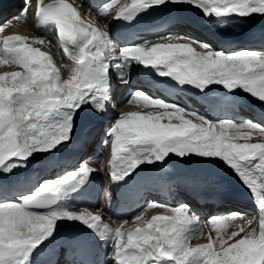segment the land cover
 Returning <instances> with one entry per match:
<instances>
[{"label":"snow or ice","instance_id":"obj_1","mask_svg":"<svg viewBox=\"0 0 264 264\" xmlns=\"http://www.w3.org/2000/svg\"><path fill=\"white\" fill-rule=\"evenodd\" d=\"M24 2L25 9L15 18L21 24L32 0ZM117 2L107 0L96 11L89 5L82 15L66 0L46 4L35 0L36 29L55 33V45L53 39L39 34L32 38L3 35L13 25L0 26V66L22 69L0 73V264H33L34 257L56 240L61 222L79 223L90 230L110 249L106 260L111 264H264V124L256 120L214 119L186 104L137 89L125 104L139 107L142 103L145 109L157 111L122 112L106 129L107 169L102 157L93 161L110 174L113 183L128 185L142 176L144 166L159 169L171 156L182 161L193 156L218 158L250 190L258 213L251 217L231 212L202 221L188 205L151 201L131 219L109 216V224L102 208L93 211L72 203L74 194L97 171L87 161L55 179L42 180L31 191H22L20 181H13L15 199L4 190V181L13 180L17 170L27 168L37 154H54L70 143L77 117L86 108L100 114L107 111L113 69L124 83L135 63L167 78L174 90L192 89L208 96L213 86H221L232 96L239 90L264 102V52H225L174 32L155 41L121 46L108 23L101 26L95 20L111 15L131 24L144 14L188 5L200 10L206 20L223 24L233 18L264 16V0H123L110 12ZM34 45L62 50L60 66ZM61 68L69 73L67 78ZM254 134H258L256 142ZM152 208H161L164 214L145 219L144 213ZM128 224L134 227L125 228ZM229 227L234 230L227 231ZM201 239L207 242L193 243Z\"/></svg>","mask_w":264,"mask_h":264},{"label":"bare ground","instance_id":"obj_2","mask_svg":"<svg viewBox=\"0 0 264 264\" xmlns=\"http://www.w3.org/2000/svg\"><path fill=\"white\" fill-rule=\"evenodd\" d=\"M122 0H119L117 3H121ZM130 2V0H129ZM23 3V2H22ZM19 8L22 6L21 5H18ZM116 6V4L114 5V7ZM31 7H34V1L32 0V3L29 4L28 6V12L31 11ZM180 10H185L184 13L185 16H197L198 20H200V23H207L209 25H211L212 27H225L227 24L226 23H223V24H218V23H215V22H210L209 20H206L205 17L203 16V13H201L200 10L192 7V6H188V5H180V6H177ZM18 8V10H19ZM25 8V4H24V7ZM76 8L77 10L83 15V10L78 6L76 5ZM18 16V13H16L14 16H13V20L11 21V24L13 25V27L11 28H7L5 30V32L3 33V35H11V34H21V35H26L30 38L36 36L37 34L32 30L33 28V25L31 24V22L28 20L29 17H30V14H28V18L26 19V22L21 24L19 21H17L15 18ZM255 19L253 18H249L247 20H243L241 21L239 18H236V23L235 24H232L229 28L230 30H233V31H241L243 29H245L247 27V25L249 24H253L256 22V24H260L261 26L264 25V16H260V15H255L254 16ZM88 18V17H86ZM93 17H89L88 19H92ZM96 20V23L97 24H100L101 26H103V23L107 22L108 25H110V23L112 22L111 20V17L108 16L104 19H100L98 17L95 18ZM184 26V25H182ZM226 28V27H225ZM224 29V28H223ZM180 30V29H178ZM50 35L51 37H49L50 39H53V44H57V41L54 39V36H55V33L53 32H50ZM196 37H199V38H203V39H206V36L204 34H195ZM35 47H41V51H45V52H48L50 55L53 56L57 66L59 67L60 66V63H61V57L63 55L62 53V50L58 49V47H43V46H40V45H34ZM227 46V45H225ZM256 51V50H254ZM227 52H233V50H229ZM258 52H264V47L261 48ZM59 53V55H58ZM66 57H64V60L66 61ZM142 69V66L140 65H137V64H133L132 65V74L131 72L128 70L127 72V75L130 74V77L132 75H135V78L134 81L132 82H138V76H137V70H139V73L138 75L140 76V78L144 77L145 76V73H140V70ZM22 69H20L18 66L16 65H6V66H0V73H3L5 71H21ZM113 71L114 70H111L110 72V76L111 78L113 77ZM61 72L64 76V78H67L69 73H67L63 68H61ZM157 79H162L161 77L157 76ZM167 83L171 86V82L165 78ZM132 86L134 88H138L139 87V84L138 83H132ZM114 87V85H112V88ZM221 88V86H213V89H214V92L218 91V89ZM121 90V88L119 89H115L112 91V97L116 98V100L119 98V96L121 95V93H119V91ZM120 100V99H118ZM232 100H235L236 101V105L235 107L237 106H240V105H244L245 108H247V114L253 119V120H256L262 124H264V104H261V102H255L251 96L249 94H245L244 92L242 91H239L237 90V92L235 93V96H232ZM127 101V100H126ZM109 109L107 108V111L104 112L103 114H100V113H95L90 107L86 108L85 109V112L87 113L88 115V118L85 119L84 118V115L83 113L79 114L78 117H77V120H76V129H75V132H74V138L73 140L67 144L66 146H63L61 147V150L58 151V152H55L54 154H39L37 155L34 159H32L30 161V163L28 164L27 168H24V169H19L17 170V172L15 173V176L13 177V180H9V181H4V185H5V191H7L8 193V196L11 197L12 199H15V191H16V188L15 186H13V181L15 180H18L20 182H23L24 185H28V182H32L34 180V178L37 176L38 173H42V172H45L47 171L51 166H55L56 164H66V162H64L67 158L70 160V157L71 155H75V159L71 160L69 163L70 165L72 166L71 168H77L78 166H80V164L77 163V155H79L77 152L79 151H83L85 148H86V141L84 140L88 134H89V131L92 127H94L98 122H99V116L102 115V116H106V118H110L111 115L113 114V111L109 112ZM120 111H125V112H128V111H134L131 107H129V104H125L124 108L121 109ZM108 113V114H107ZM245 114V112H243ZM117 116H119V114H117ZM105 118V119H106ZM167 122V121H165ZM106 126H102L101 128V131L99 132V135L96 137V139H100V138H104L106 137V130H105ZM108 128V127H107ZM257 135L258 134H254L253 136V142H256L257 140ZM108 138V137H107ZM109 141H110V138H108ZM73 143H76L77 145H79L80 147L79 148H75L74 149L72 148V144ZM93 146L97 147V148H100L104 151L107 152V162L104 164L105 165V169H107L108 167V163H109V160H110V142H109V145L107 147H105L102 142H97L96 143V140H94V142L92 143ZM92 149V148H91ZM201 158H198V157H190V158H187L186 160L182 161V160H179L178 158H176L175 156H171L168 160V163L166 165H164L163 167H161L162 169H165V168H169L172 172H171V175H173V173H175L174 171V167L177 165H186V166H193L195 165L197 162L196 160H200ZM218 158L215 159V160H208L209 162H207L205 165H213L214 168L218 167ZM191 161H193L191 163ZM221 161V160H220ZM196 162V163H195ZM222 163H224L223 161H221ZM216 163V164H215ZM74 165V167H73ZM205 165H201L200 167L204 169L206 175L208 177H212L214 178L215 180L219 181L222 186H225L230 192L233 191L236 196L238 197V199L240 201H243L242 198L243 197H246L245 195L246 194H250L249 198H250V201L253 202V203H244L242 205H238L237 207H235V210H242V211H252V213H247L245 214L246 216H249L248 217H251L253 215H258L257 213V205L253 199V196L252 194L250 193V190L247 189L246 187H244V185H242V182H240L238 180V178H236L235 176H233V178H228V176L225 175V173H223V169H215V170H206L205 168ZM196 166V165H195ZM228 169H230L228 167ZM228 174H231V173H228ZM95 175L97 177H108L109 176V179H110V174L105 170V171H100L99 170V167L97 169V172L95 173ZM49 177H45L43 180H48ZM111 181V179H110ZM111 183H113L111 181ZM13 187L14 190L10 191V188ZM26 189V188H25ZM22 190V191H25ZM151 198H154L153 196ZM139 213V212H138ZM137 213V214H138ZM156 214H161V210H157V211H153V210H147L145 213H144V216H145V219H150L153 215H156ZM102 216H103V219H104V222H107V218H106V214L103 210L102 212ZM135 216V215H134ZM133 216V217H134ZM199 216V215H198ZM201 218L202 221H205L207 220L206 218H203L202 216H199ZM235 223H240L239 221L235 222ZM67 227H70L71 229H83V230H87L86 227H84L83 225L79 224V223H67V222H61V227H60V231H59V234L57 235L56 237V240L52 242V244H50L47 248H45L44 250L47 251V252H53L55 250V248H57L58 246V242L60 241V237L65 235L66 232H67ZM128 227H134V225L132 224H128V225H125V228H128ZM234 230L232 227H229L227 229V231H232ZM207 231L208 229H205V236L207 235ZM213 237L215 238V233H213ZM206 243V239H201L199 241H194L193 243ZM44 252V251H43ZM107 264H111V261H108L107 260Z\"/></svg>","mask_w":264,"mask_h":264},{"label":"rangeland","instance_id":"obj_3","mask_svg":"<svg viewBox=\"0 0 264 264\" xmlns=\"http://www.w3.org/2000/svg\"><path fill=\"white\" fill-rule=\"evenodd\" d=\"M251 98H252V97H251ZM252 99H253L255 102H259L256 98H252ZM259 103H260V102H259ZM261 104H264V102H261ZM37 155H39V154H37ZM192 162H193V161H191V163H192ZM196 162H197V163H196ZM196 162H195V163H196L195 165H198V163H201L200 165H202V164L205 165V164H206L207 162H209V161L201 158L200 160H196ZM207 167H209V168H210V167L214 168L213 165H207V166L205 165L206 170H208Z\"/></svg>","mask_w":264,"mask_h":264}]
</instances>
